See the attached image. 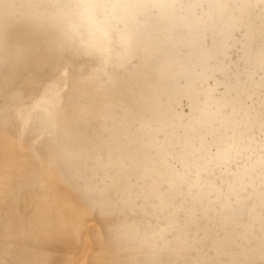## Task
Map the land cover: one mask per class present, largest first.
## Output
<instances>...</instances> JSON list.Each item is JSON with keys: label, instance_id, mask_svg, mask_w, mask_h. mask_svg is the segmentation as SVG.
<instances>
[{"label": "bare ground", "instance_id": "6f19581e", "mask_svg": "<svg viewBox=\"0 0 264 264\" xmlns=\"http://www.w3.org/2000/svg\"><path fill=\"white\" fill-rule=\"evenodd\" d=\"M67 2L0 0V264H264V0Z\"/></svg>", "mask_w": 264, "mask_h": 264}, {"label": "clouds", "instance_id": "9594fccd", "mask_svg": "<svg viewBox=\"0 0 264 264\" xmlns=\"http://www.w3.org/2000/svg\"><path fill=\"white\" fill-rule=\"evenodd\" d=\"M63 6L64 7H69V8L75 7L76 6L75 0H68V2L65 5H63ZM132 6H148V7H151V5H141L139 3H134ZM195 7H197V8L207 7V5L206 4L205 5L197 4V5H195ZM240 135L242 136L243 132H241ZM260 155H261V164H262L261 172H262V175H264V149H262Z\"/></svg>", "mask_w": 264, "mask_h": 264}]
</instances>
